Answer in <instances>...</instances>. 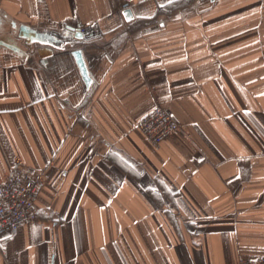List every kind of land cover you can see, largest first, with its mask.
Masks as SVG:
<instances>
[{
    "label": "crops",
    "instance_id": "obj_1",
    "mask_svg": "<svg viewBox=\"0 0 264 264\" xmlns=\"http://www.w3.org/2000/svg\"><path fill=\"white\" fill-rule=\"evenodd\" d=\"M0 42V186L42 181L0 264L264 256V0H0ZM158 106L181 130L153 147Z\"/></svg>",
    "mask_w": 264,
    "mask_h": 264
},
{
    "label": "built area",
    "instance_id": "obj_2",
    "mask_svg": "<svg viewBox=\"0 0 264 264\" xmlns=\"http://www.w3.org/2000/svg\"><path fill=\"white\" fill-rule=\"evenodd\" d=\"M85 30L83 25H79L81 34ZM137 130L151 146L158 147L164 140L180 132L181 127L164 108L158 106L138 122ZM41 184L40 176L32 172L22 169L10 172L0 186V238L15 236L23 225L36 221L35 202ZM237 264H264V256Z\"/></svg>",
    "mask_w": 264,
    "mask_h": 264
},
{
    "label": "water",
    "instance_id": "obj_3",
    "mask_svg": "<svg viewBox=\"0 0 264 264\" xmlns=\"http://www.w3.org/2000/svg\"><path fill=\"white\" fill-rule=\"evenodd\" d=\"M122 16H123V18H124V20L126 22H130V21H132L134 19L133 13H132V11L130 9L123 10L122 11ZM75 37L78 40H82L83 39L82 34H79V33H77L75 35ZM0 45L8 47L5 43H2V42H0ZM11 49L22 53L20 50H17L16 48L15 49L11 48ZM73 55H74L76 65H77L78 70H79L80 77H81L82 81L84 82L85 86L88 87V85L90 84V78H89V75H88V71H87L86 65H85V63L83 61L82 52L81 51H77Z\"/></svg>",
    "mask_w": 264,
    "mask_h": 264
},
{
    "label": "rangeland",
    "instance_id": "obj_4",
    "mask_svg": "<svg viewBox=\"0 0 264 264\" xmlns=\"http://www.w3.org/2000/svg\"><path fill=\"white\" fill-rule=\"evenodd\" d=\"M182 7V6H181Z\"/></svg>",
    "mask_w": 264,
    "mask_h": 264
}]
</instances>
